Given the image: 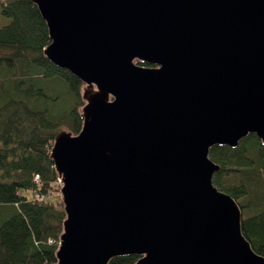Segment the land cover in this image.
<instances>
[{"label":"water","instance_id":"water-1","mask_svg":"<svg viewBox=\"0 0 264 264\" xmlns=\"http://www.w3.org/2000/svg\"><path fill=\"white\" fill-rule=\"evenodd\" d=\"M31 1L45 56L84 83L82 130L51 151L66 213L51 264H264L210 158L264 144V0Z\"/></svg>","mask_w":264,"mask_h":264},{"label":"trees","instance_id":"trees-1","mask_svg":"<svg viewBox=\"0 0 264 264\" xmlns=\"http://www.w3.org/2000/svg\"><path fill=\"white\" fill-rule=\"evenodd\" d=\"M0 7L10 19L0 27V264H51L66 217L51 151L61 131L82 130L84 83L45 56L51 39L36 4ZM210 158L221 166L214 185L236 199L243 233L264 256V144L250 134L236 148L214 146Z\"/></svg>","mask_w":264,"mask_h":264},{"label":"rangeland","instance_id":"rangeland-1","mask_svg":"<svg viewBox=\"0 0 264 264\" xmlns=\"http://www.w3.org/2000/svg\"><path fill=\"white\" fill-rule=\"evenodd\" d=\"M10 19L5 17L4 15H2L1 13V7H0V27L6 25L7 23H9Z\"/></svg>","mask_w":264,"mask_h":264}]
</instances>
